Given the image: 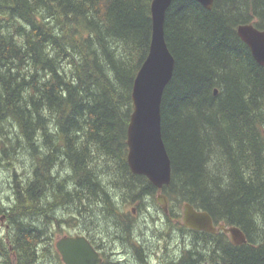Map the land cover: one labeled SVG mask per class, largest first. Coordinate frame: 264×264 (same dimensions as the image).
<instances>
[{
  "label": "trees",
  "instance_id": "obj_1",
  "mask_svg": "<svg viewBox=\"0 0 264 264\" xmlns=\"http://www.w3.org/2000/svg\"><path fill=\"white\" fill-rule=\"evenodd\" d=\"M150 2L0 0V167L12 191L0 197V264H63L51 235L62 222L100 250L101 264H119L108 252L122 245L126 258L150 264L128 210L142 212L144 200L180 231L161 264H264V65L236 32L246 22L264 28V0H213L211 9L172 0L166 9L174 57L160 104L167 213L126 159ZM186 202L215 225H237L246 242L178 223Z\"/></svg>",
  "mask_w": 264,
  "mask_h": 264
},
{
  "label": "water",
  "instance_id": "obj_2",
  "mask_svg": "<svg viewBox=\"0 0 264 264\" xmlns=\"http://www.w3.org/2000/svg\"><path fill=\"white\" fill-rule=\"evenodd\" d=\"M172 0H151V38L148 53L140 64L131 89L132 111L126 129L127 163L130 170L144 175L159 191L157 202L168 210V199L160 192L171 179V163L162 139L160 104L165 85L172 76L174 57L164 38L165 12ZM211 9L213 0H197ZM238 36L250 48L253 58L264 65V28L252 23L237 26ZM181 223L194 230L222 231L232 244L246 242L237 225H214L210 214L190 203L182 205ZM64 264H99L101 257L83 235H65L55 241Z\"/></svg>",
  "mask_w": 264,
  "mask_h": 264
},
{
  "label": "rangeland",
  "instance_id": "obj_3",
  "mask_svg": "<svg viewBox=\"0 0 264 264\" xmlns=\"http://www.w3.org/2000/svg\"><path fill=\"white\" fill-rule=\"evenodd\" d=\"M18 172V171H17ZM11 172L5 171L4 168L0 167V197L3 200H7V196L12 193V191H9V185H10V178H11ZM10 176V177H9ZM5 189V190H4ZM10 194H9V193ZM10 197V196H8ZM145 205L141 207L142 212L140 210H134L133 214L131 215L133 220L139 219V228H137V233L135 235H138V245L142 246V249L148 250V256L146 257L147 260H149L150 264H158L160 261H164L165 257H169L170 254H173L175 250H177V243L180 240V231L177 228L169 227L167 228L166 224L161 222L160 223V217L161 212L158 209V213L155 210H151L152 204H148L146 200L143 201ZM132 206H135V204H130L128 206L131 208ZM127 209V208H125ZM158 217V220L156 223H160L157 227V224L154 225V220ZM67 218V216H66ZM154 219V220H153ZM153 220V221H152ZM71 222V220H69ZM62 225L60 226L61 233H59L58 228L55 226L52 228L51 235L53 236L54 240L58 237H61L62 235H67L69 232H73L74 228L69 227L67 223L62 222ZM2 225L0 222V229ZM135 227H137L135 225ZM159 231H163V233H166L163 238L158 237L157 233ZM133 235V236H135ZM124 248H127L126 245H122ZM118 250L120 251L123 249L121 246H118ZM116 250V249H115ZM115 258L111 259V261H114ZM145 262V261H143ZM139 264H142L138 261Z\"/></svg>",
  "mask_w": 264,
  "mask_h": 264
},
{
  "label": "flooded vegetation",
  "instance_id": "obj_4",
  "mask_svg": "<svg viewBox=\"0 0 264 264\" xmlns=\"http://www.w3.org/2000/svg\"><path fill=\"white\" fill-rule=\"evenodd\" d=\"M133 211H134V209H133ZM177 221L179 223V220H177ZM122 248L123 249H121L120 251L117 250L118 249L117 248L116 250L113 249V250H110L108 252V257L110 258V262H112L111 259L115 258V261L119 262V264H139L136 259H135L136 261H134L132 258H126L125 257V254H126L125 251H126V249L124 247H122ZM101 257H102V260H103V256L102 255H101ZM158 264H161V261Z\"/></svg>",
  "mask_w": 264,
  "mask_h": 264
},
{
  "label": "bare ground",
  "instance_id": "obj_5",
  "mask_svg": "<svg viewBox=\"0 0 264 264\" xmlns=\"http://www.w3.org/2000/svg\"><path fill=\"white\" fill-rule=\"evenodd\" d=\"M197 1V0H196ZM199 2V1H198ZM171 3V2H170ZM200 3V2H199ZM201 4V3H200ZM202 5V4H201ZM203 6V5H202ZM204 7V6H203ZM207 9V8H206ZM149 10H150V5H149ZM246 23H252V22H246ZM253 24V23H252ZM239 25V24H238ZM237 25V26H238ZM254 25V24H253ZM255 26V25H254ZM164 27V26H163ZM236 32H237V27H236ZM150 38H151V35H150ZM164 38H165V36H164ZM166 41V40H165ZM150 43V42H149ZM247 45V44H246ZM250 49V48H249ZM250 52H251V50H250ZM252 54V53H251ZM214 93H216V90H214ZM9 193V192H8ZM10 194V193H9ZM9 196H12V194L11 195H9ZM83 200V199H82ZM61 204V203H60ZM58 205V204H57ZM139 210V209H138ZM159 212V211H158ZM157 212V213H158ZM26 214V213H25ZM163 214V213H162ZM11 215V214H10ZM15 215V214H14ZM17 216H18V214H16ZM13 216V215H12ZM19 217V216H18ZM9 219H11V218H9ZM12 220V219H11ZM18 220H19V218H18ZM158 220V219H157ZM14 223V222H13ZM59 224V223H58ZM24 226V225H23ZM25 226H26V224H25ZM29 226V225H28ZM26 228H27V226H26ZM32 228V227H31ZM30 228V229H31ZM36 228H37V226H36ZM130 228V227H129ZM32 230V229H31ZM46 231H43V233H45ZM40 233L41 234H43L42 233V231H40ZM37 235V234H36ZM44 235V234H43ZM41 236V235H40ZM43 240H44V237H43ZM50 240V239H49ZM48 241V240H47ZM50 242V241H49ZM31 243V242H30ZM37 245V244H36ZM43 245V244H42ZM34 249V248H33ZM16 250V249H15ZM35 251V250H34ZM137 254H138V252H137ZM25 255V254H24ZM35 255V254H34ZM23 257V256H22ZM140 257H138L137 259H139ZM17 259H19V258H17ZM27 259V258H26ZM32 259L34 260V258L32 257ZM144 259V258H143ZM25 261V260H24ZM143 261H146V260H143ZM31 262V261H30ZM141 262V261H140ZM173 262V261H172ZM111 263V262H110ZM148 263V262H147ZM20 264V263H19ZM105 264V263H104Z\"/></svg>",
  "mask_w": 264,
  "mask_h": 264
}]
</instances>
